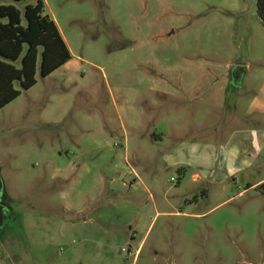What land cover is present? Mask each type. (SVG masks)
<instances>
[{"label":"rangeland","instance_id":"374dc122","mask_svg":"<svg viewBox=\"0 0 264 264\" xmlns=\"http://www.w3.org/2000/svg\"><path fill=\"white\" fill-rule=\"evenodd\" d=\"M36 1L0 4L22 12ZM256 1L45 0L70 60L45 78L38 61L35 85L14 83L20 95L0 110V177L13 214L0 264L92 263L100 222L129 234L138 214L152 224L135 259L119 264H264V197L244 191L264 177L263 159L236 184L193 182L190 170L167 168L149 139L165 133L173 145L215 151L236 127L264 129ZM50 217L69 239L30 256L24 234Z\"/></svg>","mask_w":264,"mask_h":264},{"label":"crops","instance_id":"0c3cea01","mask_svg":"<svg viewBox=\"0 0 264 264\" xmlns=\"http://www.w3.org/2000/svg\"><path fill=\"white\" fill-rule=\"evenodd\" d=\"M41 1L45 8V0ZM49 19H51L56 26L55 21L50 17ZM249 74V68L244 67L241 73L240 85L243 78ZM166 138L167 134L165 133H154L149 136V139L153 141L154 144H158L162 147L163 152L161 153L160 159L165 162L166 167L175 168L177 171H180L182 175L190 170L193 182L208 180L210 183L224 184L225 180L230 178L232 183L236 184L238 176L243 171L250 169L256 160L263 159L264 161V129L255 131L251 130L249 127H236L229 133L225 144L216 148L215 151L217 152L214 151L213 147L211 149L205 147L200 151L201 147L189 146L186 143H175L173 145V142L168 141ZM214 163H216V170H214L213 167ZM220 167L221 171L219 170ZM185 168H188V170ZM258 168H264V162L258 163ZM51 179L63 184L61 188H64L66 185L64 182L65 180L62 178L56 179L54 176H51ZM136 180L140 181L139 176H136ZM136 180H133L134 184L137 183ZM262 182H264V177L256 181L246 182L244 191L254 190L255 187ZM223 187L224 186H222V188ZM224 190L225 188L222 189V191ZM102 194H104V190H101V195ZM202 196L204 198L207 197L208 192L203 190ZM139 212L142 213L143 211ZM158 214L157 212L156 215ZM76 217L80 222H84L85 220L84 214L82 213L76 214ZM42 220L39 226L37 224L38 220H36V222L34 220L32 221L37 234H24L27 241L23 243V246L30 256L32 252L36 250L35 246L39 247L41 251H46V255H48L54 250V244H61L63 243L62 241H67L69 239V234H64L65 227L63 223L59 222L58 224V219L54 220L50 217L43 218ZM129 223L132 224L129 228V234L121 235L116 234L115 230L110 231L103 222H100L101 226L97 228L96 234H92L96 242L94 246L95 260L92 259L93 262L89 264H119L118 259L122 255H127V259L130 257H133V260L135 259L136 255L140 252L144 240L143 237L140 241H137V237L142 232L147 234L152 223L146 226L147 222L143 214L135 215L132 222L130 220L128 224ZM53 226V231H51ZM44 230L50 231V233L46 232V234H42ZM84 235L87 236L88 234ZM45 239L47 241H45ZM119 239L123 240L121 247L118 245ZM33 259L35 261L34 257Z\"/></svg>","mask_w":264,"mask_h":264},{"label":"trees","instance_id":"16d2710c","mask_svg":"<svg viewBox=\"0 0 264 264\" xmlns=\"http://www.w3.org/2000/svg\"><path fill=\"white\" fill-rule=\"evenodd\" d=\"M256 15L264 25V0L256 1ZM69 60V51L54 22L44 14L41 0L26 5L22 12L14 5L0 4V110L20 95L14 83L23 91L35 85L38 61L39 75L45 78ZM254 190L264 197V182Z\"/></svg>","mask_w":264,"mask_h":264},{"label":"water","instance_id":"95a60500","mask_svg":"<svg viewBox=\"0 0 264 264\" xmlns=\"http://www.w3.org/2000/svg\"><path fill=\"white\" fill-rule=\"evenodd\" d=\"M238 71H232V75H233V83L237 82V79H238ZM6 202H10V200L8 199L7 195H6V192H5V189H4V185H3V182L1 180V177H0V228L2 227V224L4 222V219H5V213H4V209L3 208H6ZM8 208V207H7ZM10 208H8L9 210Z\"/></svg>","mask_w":264,"mask_h":264},{"label":"flooded vegetation","instance_id":"af4514ba","mask_svg":"<svg viewBox=\"0 0 264 264\" xmlns=\"http://www.w3.org/2000/svg\"><path fill=\"white\" fill-rule=\"evenodd\" d=\"M5 204H6V206H5L6 208H3L4 209L3 211L5 213V219H4V222L2 224V227L0 228V234H1V232H3L4 227L8 225V223H9L8 221L13 218L12 211L10 209L8 210V208H10L9 203L6 202Z\"/></svg>","mask_w":264,"mask_h":264}]
</instances>
